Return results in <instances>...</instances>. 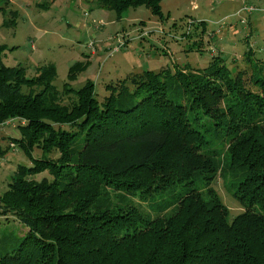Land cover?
Instances as JSON below:
<instances>
[{
    "label": "trees",
    "instance_id": "obj_1",
    "mask_svg": "<svg viewBox=\"0 0 264 264\" xmlns=\"http://www.w3.org/2000/svg\"><path fill=\"white\" fill-rule=\"evenodd\" d=\"M161 1L90 5L117 18L145 6L161 18ZM15 14L3 26L15 25ZM14 48L0 44V125L18 122L9 144L31 164H18L0 192V215L12 214L27 231L0 253V264H264V75L252 71L249 89L244 71L233 77L214 56L201 70L131 75L118 85L129 81L132 93L108 84L102 101L92 81L79 88L67 81L62 93L73 98L64 102L55 65L27 76L2 60ZM84 65L69 67L70 81ZM215 140L224 141L222 162L209 146ZM227 173L225 186L244 208L232 218L211 185ZM136 194L151 198L149 212L131 201Z\"/></svg>",
    "mask_w": 264,
    "mask_h": 264
},
{
    "label": "rangeland",
    "instance_id": "obj_2",
    "mask_svg": "<svg viewBox=\"0 0 264 264\" xmlns=\"http://www.w3.org/2000/svg\"><path fill=\"white\" fill-rule=\"evenodd\" d=\"M6 1V7L0 10V44L15 48L3 51L4 64H21L27 76H31L36 66L53 63L57 75L53 83L62 95L64 82L79 88L90 80L98 100L102 101L109 95L108 84L113 90L127 84L132 93L134 87L129 81L118 85L131 75H141L146 70L170 75L175 70H201L211 64L214 56L223 59L221 63L233 77L239 69L244 71L243 86L249 89H256L250 79L252 71L257 76L264 75V0H162L161 18L145 6L130 8L117 18L114 11L91 7L90 0H0V7ZM44 3L47 8L42 6ZM244 3L261 9L246 15L250 24L249 21L242 24L239 16L234 15ZM14 10L15 25L3 26ZM250 33L256 45L249 63L242 56L250 43L247 42ZM118 42L126 45L113 52ZM75 63L85 65L70 81L68 70ZM72 96L63 95L62 101L68 102ZM17 124L15 121L0 125V192L7 188L18 164H31L18 146L9 144V140L19 136ZM209 146L220 152L222 162L224 141H211ZM33 155L39 156L40 151L35 149ZM44 175L47 174L33 178L39 180ZM230 180L228 173L217 175L211 185L232 218L244 208L225 186ZM192 186L202 189L200 183ZM180 189L177 186L174 190ZM131 199L144 213L149 212L151 198L142 200L136 194ZM26 231L27 227L12 214L0 215V253L9 251Z\"/></svg>",
    "mask_w": 264,
    "mask_h": 264
},
{
    "label": "built area",
    "instance_id": "obj_3",
    "mask_svg": "<svg viewBox=\"0 0 264 264\" xmlns=\"http://www.w3.org/2000/svg\"><path fill=\"white\" fill-rule=\"evenodd\" d=\"M255 11H261V9L257 6L254 5H249V4H242L240 5L237 10L235 11L234 15H238V20L243 23L246 24L247 23V19L248 17L246 15H250L251 13L255 12ZM227 18V17H226ZM225 18V19H226ZM221 22V21H219ZM249 45L248 47H250L251 49L255 47L256 42L251 38L249 39ZM123 45L122 42H118V44L113 48V51H117L119 50V48ZM11 145V144H10Z\"/></svg>",
    "mask_w": 264,
    "mask_h": 264
},
{
    "label": "crops",
    "instance_id": "obj_4",
    "mask_svg": "<svg viewBox=\"0 0 264 264\" xmlns=\"http://www.w3.org/2000/svg\"><path fill=\"white\" fill-rule=\"evenodd\" d=\"M11 2H12V1H11ZM17 6L21 7L20 4H18V3H17ZM249 24H250V19H249ZM251 38H252V34H251ZM255 42H256V41H255ZM255 45H256V44H255ZM258 49H259V51L262 50L261 48H258ZM252 52H254V50H252ZM242 57L245 58V54H244ZM240 58H241V57H240ZM240 58H239V59H240ZM235 59L237 60L238 58H235ZM237 61H238V60H237ZM238 62H240V61H238Z\"/></svg>",
    "mask_w": 264,
    "mask_h": 264
}]
</instances>
